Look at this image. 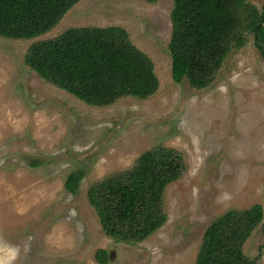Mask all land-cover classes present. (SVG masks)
Here are the masks:
<instances>
[{
	"label": "rangeland",
	"instance_id": "obj_1",
	"mask_svg": "<svg viewBox=\"0 0 264 264\" xmlns=\"http://www.w3.org/2000/svg\"><path fill=\"white\" fill-rule=\"evenodd\" d=\"M260 12L264 0H248ZM174 0H83L35 40L0 38V248L13 264H195L208 227L228 211L264 209V56L253 33L211 87L172 78ZM264 25V23H263ZM119 26L148 55L160 81L148 100L92 107L25 64L30 47L75 27ZM174 148L184 176L166 192V224L140 243L108 237L88 200L91 184L131 169L144 153ZM38 164V165H34ZM83 170L77 194L68 178ZM264 264V221L245 246Z\"/></svg>",
	"mask_w": 264,
	"mask_h": 264
},
{
	"label": "trees",
	"instance_id": "obj_2",
	"mask_svg": "<svg viewBox=\"0 0 264 264\" xmlns=\"http://www.w3.org/2000/svg\"><path fill=\"white\" fill-rule=\"evenodd\" d=\"M81 1L0 0V38H40ZM171 21L169 51L177 84L188 80L196 90L211 87L232 50L245 45L248 32L264 56V7L260 12L248 0H174ZM25 64L45 82L92 107H108L127 97L148 100L160 89L152 59L119 26L75 27L35 42ZM185 170L180 151L158 147L142 154L128 171L91 184L88 200L104 233L128 243L153 236L168 220L167 189ZM85 175L83 170L72 174L66 189L77 194ZM263 221L261 205L226 212L205 232L195 264H257L245 246ZM95 259L108 264L109 251L99 250Z\"/></svg>",
	"mask_w": 264,
	"mask_h": 264
},
{
	"label": "clouds",
	"instance_id": "obj_3",
	"mask_svg": "<svg viewBox=\"0 0 264 264\" xmlns=\"http://www.w3.org/2000/svg\"><path fill=\"white\" fill-rule=\"evenodd\" d=\"M19 256V249L13 246L0 248V264H13Z\"/></svg>",
	"mask_w": 264,
	"mask_h": 264
},
{
	"label": "flooded vegetation",
	"instance_id": "obj_4",
	"mask_svg": "<svg viewBox=\"0 0 264 264\" xmlns=\"http://www.w3.org/2000/svg\"><path fill=\"white\" fill-rule=\"evenodd\" d=\"M117 256V253L114 252L112 255H110V259H113V257H116Z\"/></svg>",
	"mask_w": 264,
	"mask_h": 264
}]
</instances>
